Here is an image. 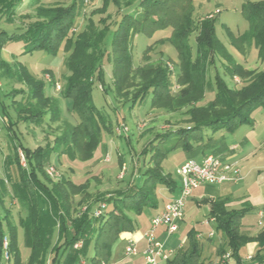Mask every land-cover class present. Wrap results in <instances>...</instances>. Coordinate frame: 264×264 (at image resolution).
<instances>
[{
    "label": "trees",
    "instance_id": "1",
    "mask_svg": "<svg viewBox=\"0 0 264 264\" xmlns=\"http://www.w3.org/2000/svg\"><path fill=\"white\" fill-rule=\"evenodd\" d=\"M21 2L0 0V21L14 15ZM34 2L37 4L35 15L22 32L9 34L0 30V51L6 48L8 41H25L30 52L39 50L54 55L63 46L67 54L64 61L68 74L60 93L62 98L72 100V109L79 122L75 125L66 122L52 143L47 142L36 149L21 142L14 143L15 157L5 164L14 196L26 210V215L19 218V226L24 230V243L30 254L24 262L19 245V226L13 221L11 211L6 210V214L0 216V264L12 258L14 264L110 263L114 260V246L121 239V234L139 229L136 217L145 207L157 208L158 188L162 186L170 192L181 188V179L179 181L163 170V161L170 151L181 148L188 159L211 153L226 158L234 152L224 142L216 140L214 135L207 136L206 132L231 131L251 123V113L264 108V66L259 70L249 69L239 63L217 36V16L196 20L193 0H103L102 7L93 10L91 16L106 13L111 4L128 9L117 28L111 31L103 18L99 20L103 24L100 27L90 16L85 27L77 33L74 21L83 0H72L67 5H44L42 0ZM242 14L249 22V30L239 35L229 31L231 42L244 53L248 46L255 44L264 63V0H246L242 4ZM169 28L171 35L167 40L178 52L176 63L179 71L175 83L179 88L175 93L172 91V71L162 63H154L149 57L152 45L147 48L143 65L134 67L132 53V41L137 34L152 37L157 31ZM192 33L196 34L195 48L189 41ZM108 35L111 51L106 50ZM218 57L225 60L224 72L216 71L214 98L207 104H200L207 89H213L207 83L206 74L210 65L216 66ZM105 58L113 61V84L118 98H124L135 106L152 95L153 107L168 111L186 108L190 125L159 135V142L152 141L150 147L145 148V153L148 150L152 153L150 162L153 165L139 171L141 181L94 196L90 191V179L81 183L66 178L55 181L46 166L54 153L90 160L103 133L113 134L111 121L96 106L93 98L96 83L105 86ZM0 65L10 77H15L7 61L1 60ZM20 69L23 73L20 79L28 87V100L32 103H18V121L39 126L48 116L51 122H58L62 116L60 98L48 95L46 83L26 67L21 65ZM226 75L239 77L240 81L230 86ZM7 118L11 131L15 122ZM191 140H195L197 145H193ZM164 143L167 144L163 146ZM20 151L26 165L22 164ZM13 164L17 168L15 176L9 171ZM3 183L0 179V203L4 205ZM78 195L81 198L76 202ZM230 200L228 195L204 199L209 204V219H214L217 230L223 232L230 246V251L220 250L219 261L230 252V258L221 264H230V260L239 264L243 261L242 249L250 242H257L260 249L254 258L264 263V255L261 254L264 226L256 235L242 233V221L247 210L232 209ZM99 202L106 206L97 216L93 206ZM83 204L86 209L76 211V205ZM55 233L57 240L52 244L51 238ZM199 238V233L191 229L188 245L175 250L162 264H213L202 256ZM5 240L8 241L6 248ZM77 244L80 246L76 247ZM92 248L94 253L89 257Z\"/></svg>",
    "mask_w": 264,
    "mask_h": 264
},
{
    "label": "rangeland",
    "instance_id": "2",
    "mask_svg": "<svg viewBox=\"0 0 264 264\" xmlns=\"http://www.w3.org/2000/svg\"><path fill=\"white\" fill-rule=\"evenodd\" d=\"M71 1L42 0V3L44 5L53 3L67 5ZM245 1L193 0V15L196 20L206 16H217L216 32L221 42L227 46L239 63L249 69L259 70L263 68L264 63L259 58L255 44L248 46L246 53H244L240 48L232 44L229 35V31L239 35L249 30V22L242 14V4ZM36 5V3L32 2L18 10L16 17L9 21H4L0 29L6 30L9 34L22 31L27 23L31 21L30 19H33ZM102 5L103 0H83L81 6H78V14L74 21L76 33L85 27L91 12L102 7ZM217 10H219V13L216 12ZM126 11L128 9L125 6L118 7L111 4L106 13L95 14L91 17L100 27L103 24L99 20L101 18L106 19V24L111 31H114ZM170 35L171 28L157 31L152 37L137 34L132 41V53L134 67L143 65L147 48L152 45L151 50L148 52L149 57L154 63H162L167 66L170 72L172 71V91L175 93L179 88V85L175 83L179 71L176 63L178 62V52L173 44L167 40ZM160 39H164V41L159 42ZM195 39L196 34L192 33L189 41L194 48ZM106 43V50L111 51L110 35H108ZM6 45V48L0 51V63L1 60L7 61L12 67L15 77H10L6 73L5 68L0 65V179L4 181L1 186L4 205L0 203V216L3 217L6 214V210H10L13 221L19 226V218L26 215V210L14 196L5 164L7 161H13L15 157L14 143L21 142L24 146L32 149L45 145L47 142L52 143L55 137L61 134L66 122L75 125L79 122V118L72 109V100L62 98L60 93L65 77L68 74L64 61L67 56L64 47H60L57 54L54 55L39 50L30 52V47L25 41H8ZM216 63V66L210 65L208 67L206 74L207 83L211 84L213 89H207L205 99L200 104H207L214 98L215 74L217 70L224 72L225 60L218 57ZM21 65L26 67L36 78L46 83L45 92L48 95L60 98L62 116L58 122H51L48 116L42 125L39 126L18 121V103H23L24 105L32 103L31 100H28V87L20 79L23 74L20 69ZM103 69L105 86L96 83L93 87V98L96 106L111 121L113 134L103 133L101 142L90 160L82 161L75 157L54 153L51 161L46 166L47 170L51 166L55 168L56 172L49 174L55 181L66 178L81 183L86 179H90V191L94 196L100 193L112 192L115 189L141 181L140 175H138L139 171L153 165L150 162L152 153L149 150L145 153V148L147 146L150 147L152 141L155 143L159 142V135L167 131H176L180 128L189 127L190 125L187 121L190 116L186 113V108L168 111L165 108L153 107L151 105L152 95H149L144 102L135 104V106H132L130 101L124 98H118L113 84V61L105 58ZM237 78L239 80H235V77L228 75L225 77L230 86H233L235 81H240V78ZM7 117L15 122L11 131H9L10 122ZM250 120L251 123L243 124L234 130H218L214 133L207 131L206 135H214L216 140L222 141L230 147V151L234 149V152L228 155V158L238 160L237 164L244 175V178L236 183L225 182L221 185L212 186L210 194L212 196L228 195L231 199L230 207L232 209L247 210L242 221L241 231L246 235L252 236L264 226V224H259L258 216V211L260 209L264 210V108L255 109L250 115ZM191 142L193 145H197L195 140H191ZM166 144L164 143L163 146ZM188 158L187 153L181 148L170 151L162 164L164 172L171 173L175 179L180 181L177 170ZM195 159L200 161L202 155L195 156ZM9 171L12 176H15L17 173L16 166L14 164L11 165ZM164 188L162 186L158 188L157 208L145 207L143 212L136 217L139 230L143 234L147 228H150L152 218L163 210L169 202L168 196L179 194V189L166 194ZM207 189L205 185L200 186L195 189L192 195L197 198L191 196L187 200L184 216L176 233L166 235L159 227L160 230L157 233L155 232V235L157 241L161 242L165 250L168 251L179 247L180 244L186 247L188 245V233L191 229H194L197 233L202 234V237L199 238L202 256L207 261H212L213 264H221L225 260L219 261V252L222 248L230 251V246L223 232L217 230L215 221L209 219V204L198 200V197L208 191ZM209 196L208 194L207 197L210 198ZM80 198L81 196H76V202ZM93 207L95 211L98 204ZM85 209L86 205L84 204L76 205V211H84ZM132 216L135 217L134 214ZM212 231L214 235L211 236L213 237L211 238L212 240H209L208 235ZM56 240L57 233L51 238L52 244ZM164 241H166V246ZM5 242L7 243L8 241L5 240ZM19 245L24 262H26L30 249L24 243V230L20 226ZM124 247L125 241L120 240L116 243L114 260L103 264H144L141 252L126 256ZM245 248L244 252L246 251ZM93 253L92 248L89 257ZM6 255L7 253L4 252L5 258ZM3 264H14L13 258L10 261L7 259ZM230 264H235V262L230 260Z\"/></svg>",
    "mask_w": 264,
    "mask_h": 264
},
{
    "label": "built area",
    "instance_id": "3",
    "mask_svg": "<svg viewBox=\"0 0 264 264\" xmlns=\"http://www.w3.org/2000/svg\"><path fill=\"white\" fill-rule=\"evenodd\" d=\"M25 2L26 0H21ZM219 13V10L216 11ZM75 30V29H74ZM235 80H239L235 77ZM59 87V85H58ZM60 88V87H59ZM22 164L26 165L24 154L20 151ZM238 160H231L228 157L224 158L221 155L207 154L202 160L198 161L195 158L186 160L177 170L181 179L180 194L178 197L171 199L164 209L152 218L151 227L145 233L147 245L143 251L145 264H162L167 261L174 253L173 250H165L163 244L156 239V229L164 227L168 235H173L179 230V223L184 216V208L187 200L193 195L195 189L202 185H216L225 182H238L244 178V175L237 164ZM49 174L55 173L54 167H49ZM106 204L100 203L95 214L100 215ZM259 224H264V210L258 212ZM211 220V219H210ZM214 232L210 233L213 236ZM7 243L5 242V247ZM80 246L77 244L76 247ZM139 252L138 241L130 239L125 246L124 253L127 256L135 255ZM8 255H6V259ZM230 258V252L223 256V260ZM247 259H252L248 256ZM239 264H247L241 262Z\"/></svg>",
    "mask_w": 264,
    "mask_h": 264
},
{
    "label": "crops",
    "instance_id": "4",
    "mask_svg": "<svg viewBox=\"0 0 264 264\" xmlns=\"http://www.w3.org/2000/svg\"><path fill=\"white\" fill-rule=\"evenodd\" d=\"M30 2V3H29ZM32 2H34V0H26L25 2H21L20 4H19V6L17 7V9H16V11H15V14L14 15H12L11 17H4L1 21H0V26H1V24L2 23H4V21H9V20H11L12 18H15L16 17V13H17V11L18 10H20L21 8H23V7H26L27 6V4H31ZM35 3V2H34ZM30 20H32V19H30ZM28 24V23H27ZM27 26V25H26ZM26 28V27H25ZM0 30H4V29H0ZM24 30V29H23ZM22 30V31H23ZM6 31V30H5ZM22 31H20V32H22ZM19 32V31H18ZM13 33H15V32H13ZM237 146V145H236ZM202 158H203V156H202ZM188 160V159H187ZM202 160V159H201ZM223 184V183H222ZM216 185H221V184H216ZM208 189V191L206 192V193H204V194H202L200 197H198V200H200V202H202V201H204V199H206V198H208L207 196H208V194L210 195L209 197L210 198H212V199H214V198H216V197H218V196H226V195H211L210 193H211V188H212V186H214V185H205ZM164 190H166V194H167V192L168 193H171L169 190H167L166 188H164ZM210 190V191H209ZM179 194H180V189H179ZM178 194V195H179ZM194 194V193H193ZM178 195H169L168 197H169V199L171 200V199H174V198H176V197H178ZM212 196V197H211ZM193 197V196H192ZM193 198H197V197H193ZM169 200V201H170ZM260 210H262V209H260ZM259 210V211H260ZM162 211V210H161ZM161 211H159L158 213H160ZM258 211V212H259ZM157 213V214H158ZM214 219H211V221H213ZM179 225H180V223H179ZM151 227V226H150ZM179 228H180V226H179ZM140 229V228H139ZM137 230V231H135V232H124V233H122L121 234V239L120 240H123V241H125V246H126V244L128 243V241L130 240V239H133V240H136V241H138V248H139V252L138 253H142V257H143V260H144V255H143V251H144V249H145V247H146V245H147V241H146V238H145V233L150 229H148L147 228V230H146V232H144V234L142 233V232H140V230ZM160 229H162V232L164 233V234H166L167 235V233H166V231H165V228L164 227H160ZM159 228H157L156 229V233H157V231H159L160 230ZM257 234V233H256ZM255 234V235H256ZM199 235H200V237H202V234L201 233H199ZM209 235H210V233H209ZM208 235V239L209 240H212L211 238H213V237H211V236H209ZM119 240V241H120ZM118 241V242H119ZM117 242V243H118ZM166 241H164V244H165V246H166V243H165ZM247 246V247H246ZM244 248H245V252L243 251L244 250V248L242 249V252H241V254H242V258H243V261L242 262H244V263H247V264H264V263H262L261 261H259L257 258H254V256H256V254H257V252H258V250L260 249V246L258 245V243L257 242H250V243H248L247 245H246ZM181 247H183V245L182 244H180L179 245V247H177V248H175V249H170V250H173V251H175V250H177L178 248H181ZM114 248H115V246H114ZM261 254L262 255H264V249H262V251H261ZM248 256H252V259H247V257ZM144 264H145V260H144ZM217 264V263H216Z\"/></svg>",
    "mask_w": 264,
    "mask_h": 264
}]
</instances>
